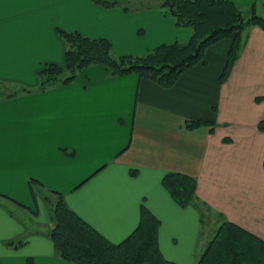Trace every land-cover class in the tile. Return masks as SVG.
Listing matches in <instances>:
<instances>
[{"label": "crops", "instance_id": "obj_1", "mask_svg": "<svg viewBox=\"0 0 264 264\" xmlns=\"http://www.w3.org/2000/svg\"><path fill=\"white\" fill-rule=\"evenodd\" d=\"M107 1L125 5L105 8L94 0L2 5L0 264H77L58 257L49 237H41L26 208L34 210L26 206L30 180L60 192L71 210L112 243L137 227L144 205L159 221L163 257L174 264H195L200 257L201 223L195 207L179 206L163 187L167 172L194 177L200 200L264 240V131L257 129L264 118V31L246 29L222 83L226 39L209 46L204 62L184 71L170 88L136 73L111 76L92 65L80 87L36 90L37 71L45 63L63 64L65 44L57 29L104 37L114 55H141L190 36V29L175 26L157 7L159 0L150 5L139 0L144 6ZM232 1L243 9L253 2L264 7V0ZM196 119L212 124L187 129L186 122Z\"/></svg>", "mask_w": 264, "mask_h": 264}, {"label": "trees", "instance_id": "obj_2", "mask_svg": "<svg viewBox=\"0 0 264 264\" xmlns=\"http://www.w3.org/2000/svg\"><path fill=\"white\" fill-rule=\"evenodd\" d=\"M94 1L103 7L119 5L115 1ZM160 6L168 11L177 27L190 29L188 40L161 43L141 55H114L110 41L104 37L92 38L78 31L57 29L65 44L63 64L45 63L37 71L36 90H45L59 82L68 84L80 70L92 65L104 66L111 76L136 73L170 88L184 71L204 62L209 46L226 39L229 48L219 75L222 83L241 52L246 29L257 26L264 31V17L257 14L254 2L246 9L247 16L245 9L232 0H162ZM211 124L196 119L185 125L187 129H194ZM257 129L264 131V118L258 122ZM162 185L179 206L195 207L203 223L202 207L208 208V205L197 197L194 177L167 172ZM29 189L50 210L52 226L47 236L56 255L63 260L77 264H174L163 257L157 238L159 221L144 205H141L137 227L119 243H112L71 210L60 192L46 189L36 180L29 181ZM195 264H264V240L222 219Z\"/></svg>", "mask_w": 264, "mask_h": 264}, {"label": "rangeland", "instance_id": "obj_3", "mask_svg": "<svg viewBox=\"0 0 264 264\" xmlns=\"http://www.w3.org/2000/svg\"><path fill=\"white\" fill-rule=\"evenodd\" d=\"M150 1L148 0L146 2V5H150L152 3ZM115 2H118L119 3L118 6L125 5V2H123V1H115ZM141 2L142 1L135 0L133 3L136 6H144L143 5L144 2H142V3ZM161 2H162V0H159V3H158V6L157 7H160V9H163L164 12L168 13V11L165 8H161V6H160ZM105 8H107V7H105ZM245 11H246V9L244 10V13L247 16L248 13L245 12ZM256 12H257L258 15L264 17V7H261L259 5V7L256 8ZM182 28H184V27H182ZM190 34H191V31H190ZM92 38H97V37H92ZM175 41H178V40H175ZM167 43H170V42H167ZM115 44H116V46H119L117 43H115ZM101 67H104V66L101 65ZM85 69L86 68H83L82 70H80L76 74V76H75V78H74V80L72 82H70L68 84H63V83H60L59 82V83L51 86V88L60 87V86H62V87L63 86H67V87L72 86L73 88L80 87L83 83L87 82V79L85 77ZM56 131H59V129L56 130ZM59 134H62V133H59ZM57 142H60V140L57 141ZM60 146H65V145H60ZM61 150L63 152H65V153L71 152V149H69L67 147H62ZM27 187H28L27 190L29 191V198H28L29 201H28V204H26V206L28 205L29 207H31V208L34 209L33 210L34 212L33 211H29V212L34 217H36L35 224L41 228V235H42L41 237L47 238V230L49 229V227L52 226V222L50 221V213H49L50 210L48 209V206L43 203V200L41 198H37V200H35L33 198L32 194H31V192H30V189H29V185L28 184H27ZM202 209H203V213H204L205 219H204L203 223L200 224V232H199V237H198V246L201 248V251H200L201 253L203 252V249L206 246V244L208 243V241L214 236V234H215V232L217 230V227H218L219 222L223 219V218H221L218 215L220 213L217 214L209 206H208V208H206V207L203 206ZM27 214H29V213H27ZM29 217H31V216L29 215L27 217V219H26V227L28 229L29 228L31 229V228H33V224H32V221H30V219H28ZM38 224H40V225H38ZM197 255H198V253H197Z\"/></svg>", "mask_w": 264, "mask_h": 264}, {"label": "snow or ice", "instance_id": "obj_4", "mask_svg": "<svg viewBox=\"0 0 264 264\" xmlns=\"http://www.w3.org/2000/svg\"><path fill=\"white\" fill-rule=\"evenodd\" d=\"M5 0H0V57H2L3 53V13H2V5ZM11 2L15 3H30L33 0H11ZM2 145H3V131L0 128V161H2ZM69 155H75L74 151L69 153Z\"/></svg>", "mask_w": 264, "mask_h": 264}]
</instances>
